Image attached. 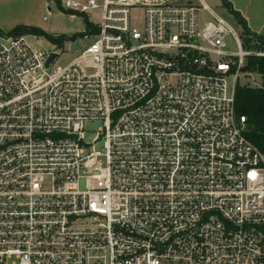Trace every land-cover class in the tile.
I'll use <instances>...</instances> for the list:
<instances>
[{
	"label": "built area",
	"instance_id": "2783aa9c",
	"mask_svg": "<svg viewBox=\"0 0 264 264\" xmlns=\"http://www.w3.org/2000/svg\"><path fill=\"white\" fill-rule=\"evenodd\" d=\"M100 6L95 40L63 66L61 48L0 33V264H264V154L234 109L264 42L245 48L204 3Z\"/></svg>",
	"mask_w": 264,
	"mask_h": 264
},
{
	"label": "rangeland",
	"instance_id": "374dc122",
	"mask_svg": "<svg viewBox=\"0 0 264 264\" xmlns=\"http://www.w3.org/2000/svg\"><path fill=\"white\" fill-rule=\"evenodd\" d=\"M72 1L83 2L85 0ZM95 1L99 4V7L92 9L87 18L95 26H100L102 22V8L100 5L103 0ZM188 1L198 6L204 3L218 15L228 18L245 48H253L252 42L255 40L253 33L256 36L264 37V0H228L232 8L238 11L246 22L250 30L249 33L245 32L244 26L237 22L234 15L224 6L223 0ZM64 3L65 0H0V30L6 33L16 26H28L39 28L54 36L67 37L64 46L60 50L59 57L54 61L55 65H66L78 53L89 46L95 40L96 35L84 32L86 28L84 17L65 7ZM143 18L141 7L135 6L131 9L130 19L132 25L139 28L142 27ZM198 18L200 22L212 20V16L206 10H200ZM19 35H25L32 48L48 50H53L54 48L53 44L43 36ZM225 41L229 50L235 51L237 49L232 36H227ZM259 43L262 45L263 41H259ZM246 66L247 64L245 63L244 68ZM238 82L241 85L260 87L264 82V74L256 69H244ZM100 126L101 122L99 120L86 121L84 124L85 141L91 143L95 131ZM95 148L101 150L102 143L96 144Z\"/></svg>",
	"mask_w": 264,
	"mask_h": 264
},
{
	"label": "trees",
	"instance_id": "16d2710c",
	"mask_svg": "<svg viewBox=\"0 0 264 264\" xmlns=\"http://www.w3.org/2000/svg\"><path fill=\"white\" fill-rule=\"evenodd\" d=\"M223 4L234 15L237 22L241 23L244 26L245 32L249 33L250 30L240 13L232 8V5L228 0H223ZM82 16L84 17L85 21V31H88L90 34L95 35L98 32V26H95L92 22H90L87 16ZM0 33L7 35L32 34L43 36L58 48H62L65 41L67 40V37L54 36L39 28L28 26H16L6 33L0 30ZM81 35H83V33H81ZM253 35L255 36V39L264 41L263 36H256L255 33H253ZM245 69H256L264 74V58H249L248 65ZM234 109L236 116H245V134L247 138L264 154V82L260 87H252L249 85H241L237 83L235 87Z\"/></svg>",
	"mask_w": 264,
	"mask_h": 264
},
{
	"label": "water",
	"instance_id": "95a60500",
	"mask_svg": "<svg viewBox=\"0 0 264 264\" xmlns=\"http://www.w3.org/2000/svg\"><path fill=\"white\" fill-rule=\"evenodd\" d=\"M56 53H51L50 57L48 58L46 64H48L50 61H52L56 57Z\"/></svg>",
	"mask_w": 264,
	"mask_h": 264
},
{
	"label": "crops",
	"instance_id": "0c3cea01",
	"mask_svg": "<svg viewBox=\"0 0 264 264\" xmlns=\"http://www.w3.org/2000/svg\"><path fill=\"white\" fill-rule=\"evenodd\" d=\"M264 42V41H263Z\"/></svg>",
	"mask_w": 264,
	"mask_h": 264
}]
</instances>
